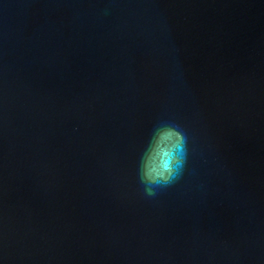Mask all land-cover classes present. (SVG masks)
<instances>
[{
	"label": "water",
	"instance_id": "obj_1",
	"mask_svg": "<svg viewBox=\"0 0 264 264\" xmlns=\"http://www.w3.org/2000/svg\"><path fill=\"white\" fill-rule=\"evenodd\" d=\"M0 264H264V0H0Z\"/></svg>",
	"mask_w": 264,
	"mask_h": 264
},
{
	"label": "clouds",
	"instance_id": "obj_2",
	"mask_svg": "<svg viewBox=\"0 0 264 264\" xmlns=\"http://www.w3.org/2000/svg\"><path fill=\"white\" fill-rule=\"evenodd\" d=\"M189 154L188 135L175 122L158 124L143 149L137 178L146 198H155L183 175Z\"/></svg>",
	"mask_w": 264,
	"mask_h": 264
}]
</instances>
